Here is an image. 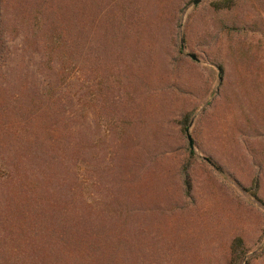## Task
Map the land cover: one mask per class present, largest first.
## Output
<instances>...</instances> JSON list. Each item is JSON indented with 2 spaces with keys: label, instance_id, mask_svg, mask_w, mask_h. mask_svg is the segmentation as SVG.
Listing matches in <instances>:
<instances>
[{
  "label": "rangeland",
  "instance_id": "rangeland-1",
  "mask_svg": "<svg viewBox=\"0 0 264 264\" xmlns=\"http://www.w3.org/2000/svg\"><path fill=\"white\" fill-rule=\"evenodd\" d=\"M194 1L0 0V264H264V0Z\"/></svg>",
  "mask_w": 264,
  "mask_h": 264
},
{
  "label": "trees",
  "instance_id": "trees-1",
  "mask_svg": "<svg viewBox=\"0 0 264 264\" xmlns=\"http://www.w3.org/2000/svg\"><path fill=\"white\" fill-rule=\"evenodd\" d=\"M185 183H186V181H185ZM187 184V183H186ZM234 245H237V247H240L241 246V242H240V240L239 239H236L233 243H232V247H231V249H230V256H231V259H230V264L231 263H233L234 264V262H235V259L237 258V255L238 254H236L237 252H236V247H234ZM241 253V252H240Z\"/></svg>",
  "mask_w": 264,
  "mask_h": 264
},
{
  "label": "water",
  "instance_id": "water-1",
  "mask_svg": "<svg viewBox=\"0 0 264 264\" xmlns=\"http://www.w3.org/2000/svg\"><path fill=\"white\" fill-rule=\"evenodd\" d=\"M199 0H195L194 3L198 2ZM180 43H181V40H180ZM181 45V44H180ZM187 140H188V144L190 145V140H189V137L187 136Z\"/></svg>",
  "mask_w": 264,
  "mask_h": 264
}]
</instances>
